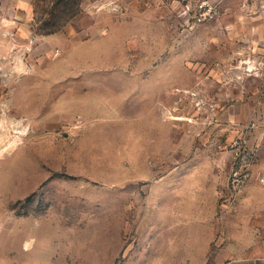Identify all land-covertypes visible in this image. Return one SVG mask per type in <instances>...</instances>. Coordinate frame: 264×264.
I'll return each instance as SVG.
<instances>
[{
  "label": "rangeland",
  "instance_id": "374dc122",
  "mask_svg": "<svg viewBox=\"0 0 264 264\" xmlns=\"http://www.w3.org/2000/svg\"><path fill=\"white\" fill-rule=\"evenodd\" d=\"M59 1L0 0V264H228L172 209L264 176V0Z\"/></svg>",
  "mask_w": 264,
  "mask_h": 264
},
{
  "label": "crops",
  "instance_id": "0c3cea01",
  "mask_svg": "<svg viewBox=\"0 0 264 264\" xmlns=\"http://www.w3.org/2000/svg\"><path fill=\"white\" fill-rule=\"evenodd\" d=\"M4 23L0 11V53L5 48V42L2 40L7 28ZM231 204L221 212L211 204L206 211L202 207L203 213L199 214V217L194 216L195 210V213L190 215L192 221L187 227L182 223V216L185 218L188 215L186 210L181 206L172 210L174 215L177 214L176 222L182 230L204 231L201 237L203 252L210 250L216 237H221V241L214 244L218 245V252H213V256L220 257L224 262L229 261L228 264H264V176L250 175L233 197ZM218 214H221V217H218ZM172 229H167V232ZM223 231L226 233L223 234Z\"/></svg>",
  "mask_w": 264,
  "mask_h": 264
},
{
  "label": "built area",
  "instance_id": "2783aa9c",
  "mask_svg": "<svg viewBox=\"0 0 264 264\" xmlns=\"http://www.w3.org/2000/svg\"><path fill=\"white\" fill-rule=\"evenodd\" d=\"M234 181H236V182H239V180H237V179H233Z\"/></svg>",
  "mask_w": 264,
  "mask_h": 264
},
{
  "label": "trees",
  "instance_id": "16d2710c",
  "mask_svg": "<svg viewBox=\"0 0 264 264\" xmlns=\"http://www.w3.org/2000/svg\"><path fill=\"white\" fill-rule=\"evenodd\" d=\"M64 0H60L59 2L61 3V2H63Z\"/></svg>",
  "mask_w": 264,
  "mask_h": 264
},
{
  "label": "bare ground",
  "instance_id": "6f19581e",
  "mask_svg": "<svg viewBox=\"0 0 264 264\" xmlns=\"http://www.w3.org/2000/svg\"><path fill=\"white\" fill-rule=\"evenodd\" d=\"M26 245V244H25Z\"/></svg>",
  "mask_w": 264,
  "mask_h": 264
}]
</instances>
